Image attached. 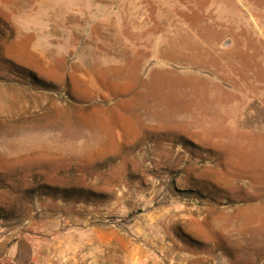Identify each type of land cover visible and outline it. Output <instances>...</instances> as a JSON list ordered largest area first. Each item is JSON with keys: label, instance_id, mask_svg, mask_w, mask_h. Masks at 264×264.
I'll list each match as a JSON object with an SVG mask.
<instances>
[{"label": "rangeland", "instance_id": "obj_1", "mask_svg": "<svg viewBox=\"0 0 264 264\" xmlns=\"http://www.w3.org/2000/svg\"><path fill=\"white\" fill-rule=\"evenodd\" d=\"M26 232L264 264V0H0V240Z\"/></svg>", "mask_w": 264, "mask_h": 264}, {"label": "crops", "instance_id": "obj_2", "mask_svg": "<svg viewBox=\"0 0 264 264\" xmlns=\"http://www.w3.org/2000/svg\"><path fill=\"white\" fill-rule=\"evenodd\" d=\"M86 233L96 236L98 232L90 228ZM62 234L69 237L70 231L67 229L62 231ZM63 237L58 239L52 234L33 235L26 232L11 243L7 239L0 240V264H100L99 258L92 256L96 241L91 239L85 242V247L90 246V254L85 253L84 257L82 253L75 251L76 245L72 248L67 242L64 247L63 240L57 245L56 241ZM58 247H61L59 252L55 250Z\"/></svg>", "mask_w": 264, "mask_h": 264}]
</instances>
